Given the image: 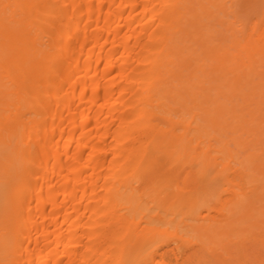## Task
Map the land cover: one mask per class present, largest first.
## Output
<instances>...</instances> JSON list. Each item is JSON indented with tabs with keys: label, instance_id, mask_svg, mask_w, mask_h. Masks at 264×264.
I'll use <instances>...</instances> for the list:
<instances>
[{
	"label": "bare ground",
	"instance_id": "1",
	"mask_svg": "<svg viewBox=\"0 0 264 264\" xmlns=\"http://www.w3.org/2000/svg\"><path fill=\"white\" fill-rule=\"evenodd\" d=\"M244 1L0 0V264H264Z\"/></svg>",
	"mask_w": 264,
	"mask_h": 264
},
{
	"label": "rangeland",
	"instance_id": "2",
	"mask_svg": "<svg viewBox=\"0 0 264 264\" xmlns=\"http://www.w3.org/2000/svg\"><path fill=\"white\" fill-rule=\"evenodd\" d=\"M240 1H241V4H242L244 0H240ZM245 2L246 1H244V3ZM257 2H258V4L261 5L262 2H264V1H262L260 3V0H257ZM255 4H256V2H255ZM258 4H256V6H255V5H253L251 3L250 0H247L246 4L242 6L243 8L241 7L242 10L240 9L242 13H241V15H239V20H242L244 22H249L251 20L255 21L257 18H260L262 15H264V6H260ZM217 28H219V27H217ZM231 148H233V146H231ZM201 212H202V215H206V213H207V211H205L203 208H202ZM210 216L213 217V218H215V219H218L219 218L217 216V213L214 212V211H211L210 212ZM196 249H197V247H196ZM161 262H163L164 264H176L175 261H174V259L172 257H168V256H165L162 259Z\"/></svg>",
	"mask_w": 264,
	"mask_h": 264
}]
</instances>
